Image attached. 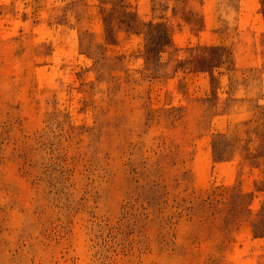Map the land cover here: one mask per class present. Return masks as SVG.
Segmentation results:
<instances>
[{"label": "rangeland", "instance_id": "obj_1", "mask_svg": "<svg viewBox=\"0 0 264 264\" xmlns=\"http://www.w3.org/2000/svg\"><path fill=\"white\" fill-rule=\"evenodd\" d=\"M0 264H264V0H0Z\"/></svg>", "mask_w": 264, "mask_h": 264}]
</instances>
